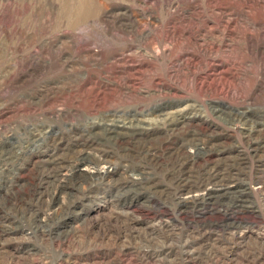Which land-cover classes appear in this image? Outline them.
I'll list each match as a JSON object with an SVG mask.
<instances>
[{"label":"rangeland","instance_id":"1","mask_svg":"<svg viewBox=\"0 0 264 264\" xmlns=\"http://www.w3.org/2000/svg\"><path fill=\"white\" fill-rule=\"evenodd\" d=\"M0 146V264H264V0H0Z\"/></svg>","mask_w":264,"mask_h":264},{"label":"bare ground","instance_id":"2","mask_svg":"<svg viewBox=\"0 0 264 264\" xmlns=\"http://www.w3.org/2000/svg\"><path fill=\"white\" fill-rule=\"evenodd\" d=\"M245 116H247V115H245V114H243V115H240L239 117H237L238 118V120L240 121H242V122H244V123H248L249 124V122H252V121H250V119H248V117H245ZM170 119H172V118H170ZM167 120V119H166ZM169 121L167 120V122L166 123H168ZM172 122V121H171ZM174 122V121H173ZM114 123V122H113ZM252 123H257V122H252ZM171 123H169L168 125H170ZM114 125H116L117 126V124H114ZM113 125V126H114ZM160 125H161V123H160ZM115 126V127H116ZM115 127H109V126H107L106 128H105V131L102 133V134H99V137H100V139H105L106 140V144H109V143H112V144H114V142H115V144L114 145H118V144H120V143H122L123 141V134H120V132L119 131H117L116 130V128ZM104 129V127L102 128V130ZM118 129V128H117ZM101 130V131H102ZM255 131V130H254ZM252 133V132H251ZM104 143V142H103ZM121 145V144H120ZM1 147V146H0ZM1 149H2V147H1ZM0 149V150H1ZM4 149V148H3ZM7 149V148H6ZM4 152V151H3ZM6 153V152H5ZM87 161H90L91 162V159H90V154H88V153H85V154H83L81 157H80V160H79V162H87ZM76 164H77V162H76ZM78 167V166H77ZM177 169V168H176ZM171 172V171H170ZM76 174V173H75ZM75 176H78L77 174L75 175ZM75 176H73V177H71V176H68V174H67V181L66 182H71L74 178H76ZM64 177V176H63ZM186 177V176H185ZM216 176H215V174L213 173L210 177H209V179L208 178H206V179H208L209 180V182H207V184H208V187L206 188L205 186H206V184H205V182H202V180H205V179H202L201 180V183H200V185L199 186H197V187H195V190H193L192 191V193H194L195 195H194V197H192V200L194 201V203H196V204H198V203H200V202H204V201H206V202H210V204H213V203H220V201L222 200V198H223V195H225V194H216L215 193V191L213 190V187H215V185H217L218 184V182L217 183H215V181H216V178H215ZM64 179V178H63ZM76 180V179H75ZM187 180L188 179H184V181H186L187 182ZM182 181V180H181ZM62 186V185H61ZM234 193V192H233ZM232 193V194H233ZM231 194V195H232ZM235 194V193H234ZM234 196V195H233ZM233 196H230V197H232L231 198V201H232V204L234 203V205L236 206L237 204H238V202L236 201V200H238L239 201V205H242V204H244V197L241 195V193H238V194H236L234 197ZM237 196H239V197H237ZM230 199V198H229ZM230 203V202H229ZM209 204V203H208ZM243 206V205H242ZM243 209V208H242ZM245 209V208H244ZM240 210H241V208H240Z\"/></svg>","mask_w":264,"mask_h":264}]
</instances>
